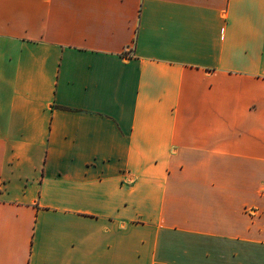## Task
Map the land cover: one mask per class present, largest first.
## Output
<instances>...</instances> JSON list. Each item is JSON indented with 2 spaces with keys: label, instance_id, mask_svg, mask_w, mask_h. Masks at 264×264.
Segmentation results:
<instances>
[{
  "label": "crops",
  "instance_id": "crops-1",
  "mask_svg": "<svg viewBox=\"0 0 264 264\" xmlns=\"http://www.w3.org/2000/svg\"><path fill=\"white\" fill-rule=\"evenodd\" d=\"M0 264H264V0H0Z\"/></svg>",
  "mask_w": 264,
  "mask_h": 264
}]
</instances>
